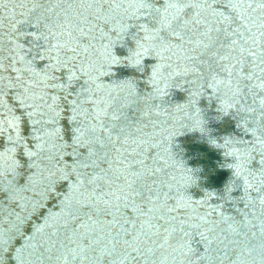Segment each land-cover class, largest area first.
Wrapping results in <instances>:
<instances>
[{
    "label": "snow or ice",
    "instance_id": "snow-or-ice-1",
    "mask_svg": "<svg viewBox=\"0 0 264 264\" xmlns=\"http://www.w3.org/2000/svg\"><path fill=\"white\" fill-rule=\"evenodd\" d=\"M117 48L125 49L123 55ZM145 56L154 58L147 70ZM37 61L46 63L38 69ZM115 67L147 71V91L131 80L106 83ZM5 72L34 99L24 113L30 132L21 129L20 118H0V137L7 134L9 142L0 151V192L19 186L18 162L11 159L18 149L31 166L45 152L59 163L58 120L61 108L67 110L72 144L65 150L75 166L52 164L47 178H74L66 201L72 223L54 243V258L63 264L264 258V207L256 208L264 206V138L249 142L252 166L246 171L234 158L229 169L235 179L214 207L201 198H195L199 207L187 206V184L168 166L162 155L168 146L157 138L158 129L149 134L146 119L172 107L170 90L183 89L197 118L182 127L214 147L197 95H214L220 117L235 107L232 116L246 113L264 128V0H0V93ZM198 171L186 168L193 185ZM241 188L237 198L234 190ZM194 241L202 247L194 250Z\"/></svg>",
    "mask_w": 264,
    "mask_h": 264
},
{
    "label": "water",
    "instance_id": "water-1",
    "mask_svg": "<svg viewBox=\"0 0 264 264\" xmlns=\"http://www.w3.org/2000/svg\"><path fill=\"white\" fill-rule=\"evenodd\" d=\"M24 43L26 46L28 45L27 41ZM116 51L123 55L122 51H125V49L117 48ZM143 62L147 70L152 66L154 58L145 56L143 57ZM44 63L46 62L37 61V68H43ZM114 71L117 72L116 76H113L115 81L122 82L131 80L134 82L135 88L147 91L148 85L145 84L147 71L141 74L131 67H115ZM10 75L14 76L15 74H9L8 72L4 73L6 82L2 93H0V116L8 113L14 116V109L18 111L22 110V112H20L21 114L26 112L27 103L21 100L20 97H17V99L14 100L15 104H13L14 102L12 99L14 94H12V91L20 92L22 89L19 85L14 83ZM57 75L62 77V74ZM105 78L106 77L103 79ZM36 90H38V92L43 91L39 86L36 87ZM116 91L118 92L119 89ZM49 94L54 95L55 90L49 89ZM24 95L26 94L24 93ZM124 95H127V92H125ZM190 98L189 94H186L183 89L170 90L169 100L172 102V107L168 108L167 105H165V108H161L159 111H153L146 117V119L152 122L148 132L151 134L152 131L158 129L157 138L167 144L169 149L166 152H162V155L167 160L168 166L175 170L177 176L183 175V173H180V170L184 169V166H187L190 161L192 165L187 167L191 169L195 168V170L198 169V173L203 174L202 177L197 179L195 185H189L192 198L187 200L190 204L195 205V198H197V196L194 195L193 192L199 190L200 187L215 194V196L211 198L212 205L209 207L212 208L218 201L220 194L224 191L226 184L230 180L235 179L229 169V165L233 163L234 158H238L237 162L243 164L242 171H246L248 167L252 166L248 162L251 153V149L248 148V145L254 137L264 138V128H260L258 124L250 120L246 113L243 114V118H241L240 115L232 116L231 113L236 111L235 107L230 108L227 113L223 114V117H220L217 111L219 101H216L214 95L211 93L197 95L194 97L195 106L197 109L203 111L202 114L208 121L211 134L217 142V145L214 147L198 132H189L182 127V125L186 123L189 125L194 124V120L197 118L188 105V100ZM66 111L67 110L63 107L61 108V114L58 120V126L62 129V140L67 136L71 137L69 123L65 116ZM256 115V113H253V116ZM189 117H191V119ZM23 119L24 122L22 124H26L25 115H23ZM257 143L259 142L257 141ZM260 146L264 147V145ZM85 151L86 150H84V152ZM150 155L154 156L155 151ZM199 164L201 165L200 168ZM252 183H257V181H252ZM21 189V187H18L17 191L19 192ZM243 191L242 188L239 192L234 190L233 194L238 198ZM32 192V195L25 196V191L23 190V192H19V195L14 194L10 196L8 198L10 203L6 201L0 202V222L2 226L7 224L10 228V232L16 229L17 225L21 224V221H19V219L21 220V212L25 213L27 217L29 211L37 207L35 202L38 198L45 200V204L48 203L44 195L35 193L33 189ZM256 208L259 210L260 205H256ZM30 229L31 227H28V231ZM9 235L10 233L8 232L5 236H2L0 244L6 242L8 238H10ZM195 243L194 241L193 244ZM253 243H255V241H253ZM8 245H12L11 242ZM196 245L198 248L202 247L201 244L196 243ZM202 250L201 248V251ZM194 264H199V261H194ZM240 264H264V258L256 254L255 259L245 258L240 261Z\"/></svg>",
    "mask_w": 264,
    "mask_h": 264
},
{
    "label": "bare ground",
    "instance_id": "bare-ground-1",
    "mask_svg": "<svg viewBox=\"0 0 264 264\" xmlns=\"http://www.w3.org/2000/svg\"><path fill=\"white\" fill-rule=\"evenodd\" d=\"M118 53L121 54L120 52ZM116 74L117 72L114 71L111 77L108 76L105 78V82H110V80L115 81L113 76L115 77ZM109 87L111 88L112 85H109ZM36 91L38 92V90ZM12 94H14L12 99L13 102L17 97H20L25 103H31L34 99L32 92L25 93L26 95H24L22 94V90L20 92H15L13 90ZM13 104H15V102ZM20 112H22V110L18 111L14 109V116L10 115L11 113H8L0 116V118L6 120L20 118L19 126L21 129L25 132H30L31 125L22 124L24 122V114H21ZM59 129V141L56 150H54V154L60 157L58 164L55 160H48L47 157L49 154L47 152L41 153L34 166H31L29 158L19 149L11 154V159L18 162L16 179L19 184L18 187L22 188L19 192H23L24 190L25 196H28L33 194V189L35 193L44 195L48 203L45 204V200L38 198L35 202L37 207L31 209L27 214V217L25 213L21 212V220L19 219L21 224L17 225L16 229H13L11 232L7 224L2 226L0 222V239L8 232L10 233V238H8L6 242L0 244V255H3L4 257V264H63L62 261L54 258L53 254L55 253V248L53 245L58 238H63L66 231L65 226H67V230H70L71 227L72 221L68 216L66 201L71 196L74 178L49 179L47 178L49 176L48 167L52 164H56L59 168L70 169L75 166V157L71 156L70 150H65L69 148L70 144H72V138L67 136L62 140V129ZM6 137L7 134L0 137V151H4L8 147L9 142ZM26 138L32 139L34 142L33 137L28 136ZM81 152L82 154H86V151L84 152L83 149ZM190 165H192L191 161L187 166ZM187 166H184V169L180 170V173H183L182 176H177V174L176 176L180 179L181 185L187 184L189 194H192L189 187L192 183L188 181L186 175V168H189ZM200 166L201 165L199 164V168ZM4 168H7V165H4ZM193 169L195 170V168ZM5 175L8 176L9 179H12L10 171H6ZM196 175L198 178L203 176L202 173L198 172H196ZM18 187L13 185L10 193L0 192V202L6 201L7 203H10L8 199L10 196L14 194L19 195V192L17 191ZM193 194L196 195L197 198L202 197L201 199L204 201V204L211 207V198L215 196L213 192L199 187V190L194 191ZM185 204L187 206H194L190 204L187 199L185 200ZM195 206L199 207V205ZM262 207L264 206H260V208ZM28 227H31L29 231ZM53 233L56 235H53ZM10 242L12 245H8ZM192 246L194 250L198 249L196 243ZM49 257L53 258L50 259Z\"/></svg>",
    "mask_w": 264,
    "mask_h": 264
}]
</instances>
